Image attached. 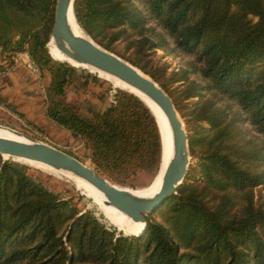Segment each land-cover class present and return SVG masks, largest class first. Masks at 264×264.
Here are the masks:
<instances>
[{
  "label": "trees",
  "instance_id": "1",
  "mask_svg": "<svg viewBox=\"0 0 264 264\" xmlns=\"http://www.w3.org/2000/svg\"><path fill=\"white\" fill-rule=\"evenodd\" d=\"M55 4L0 0V54L12 64L26 52L49 72L46 115L86 141L102 175L157 171L156 123L136 96L120 89L88 117L61 100L77 67L48 53ZM73 13L168 93L196 162L145 230L126 235L0 155V264H264V201L254 193L264 185V0H74ZM157 49L187 57L170 77L182 87L167 86Z\"/></svg>",
  "mask_w": 264,
  "mask_h": 264
},
{
  "label": "water",
  "instance_id": "2",
  "mask_svg": "<svg viewBox=\"0 0 264 264\" xmlns=\"http://www.w3.org/2000/svg\"><path fill=\"white\" fill-rule=\"evenodd\" d=\"M73 1L56 0L54 23L48 43L52 41L62 54L76 64L92 66L120 79L159 107L168 124L170 139L165 123L154 107L136 92L130 89L124 90L143 102L156 123L160 144L158 168L163 169L160 189L153 197L148 199L136 196L126 187L112 182L93 166L81 161L79 158L49 143L33 139L1 124L0 128L8 130L11 136H0V155L3 160L10 158L18 162L22 160L39 162L56 171L66 170L71 172L96 187L106 196L107 204L112 205L134 222L143 223V232L147 224L146 216L156 212L163 202L169 196L175 194L177 187L183 183L191 160L188 146L189 135L172 98L151 76L114 52L105 49L82 30L73 13ZM69 15L73 17L75 23L79 26L82 32L81 35L74 34L69 28ZM50 56L52 57L51 54ZM58 61L64 62L59 59ZM66 63H69V61H66Z\"/></svg>",
  "mask_w": 264,
  "mask_h": 264
},
{
  "label": "rangeland",
  "instance_id": "3",
  "mask_svg": "<svg viewBox=\"0 0 264 264\" xmlns=\"http://www.w3.org/2000/svg\"><path fill=\"white\" fill-rule=\"evenodd\" d=\"M48 51L51 54L49 43ZM54 59L58 60L56 58ZM186 59L187 57H174L173 55H169L167 52H164L161 49L156 50L155 63L160 66L161 73L165 77L168 87L174 89L177 87L180 88L184 85L182 81L171 82L170 77L173 73H178L180 72V69L185 68ZM13 61L14 60H12V62ZM10 65L11 60L7 58V54H0V71H5V69L7 70ZM75 67L77 68L70 76L69 82L65 86V92L61 97V100L69 105H73L83 116L88 117L91 116L93 112L103 111L112 102L116 92L122 88L117 87L113 83L107 81L105 78H102L92 68H85L81 66ZM41 70H44L45 77L49 76V72L46 69L39 68V71ZM39 71L36 73H33L31 71L30 72L39 77ZM41 78H43V74L41 75ZM42 81L43 80H41V82ZM47 87V84L44 85L45 91L42 92V94L45 96V105L48 100ZM182 120L189 135L190 131L186 128V123L183 118ZM0 124L13 128L33 139L41 140L51 145L57 144L63 147L64 150L70 151L71 153L76 155V157H78L81 161L94 167V164L92 163V160L90 158V149L86 144V141L81 137L73 136L72 138L64 136L61 132H56L55 134L49 133V131H47L44 127L37 126L35 123H33V121L29 120L25 116V114L17 111L8 113L7 111H3L1 107ZM59 128L64 129L60 126ZM21 162H24L26 166L28 165L26 170L31 178L42 183L45 187L56 193L59 197L69 199L81 212H84L86 210L91 211L103 223L115 228L117 232L124 233L122 230H119L113 223H111L106 218L107 216H104L105 213L103 212V214L101 212L102 209L100 208V206L94 200L87 197L86 193L82 189H79L77 187L76 182L64 176L63 174H60L59 172L57 173V171L53 169L51 170L44 166H37L36 164H32L31 162L23 160ZM195 162L196 159H193L191 157L189 166ZM159 171V168L157 169V171L155 170L153 172L140 170L134 174H131L123 181H111L118 184L119 186L126 187L128 190L143 189L153 182V180L157 177ZM254 193L255 199L264 201V185L257 186L254 189Z\"/></svg>",
  "mask_w": 264,
  "mask_h": 264
},
{
  "label": "crops",
  "instance_id": "4",
  "mask_svg": "<svg viewBox=\"0 0 264 264\" xmlns=\"http://www.w3.org/2000/svg\"><path fill=\"white\" fill-rule=\"evenodd\" d=\"M12 59L14 61L10 67L0 71V107L3 111L23 113L49 133L61 132L64 136L73 138L68 130L59 128L60 125L45 113V96L42 92L45 91L44 85H48L49 76H46L47 78L44 76V70L39 71V77L30 72L26 63L31 59L26 52L16 53ZM54 145L63 149L57 144Z\"/></svg>",
  "mask_w": 264,
  "mask_h": 264
},
{
  "label": "bare ground",
  "instance_id": "5",
  "mask_svg": "<svg viewBox=\"0 0 264 264\" xmlns=\"http://www.w3.org/2000/svg\"><path fill=\"white\" fill-rule=\"evenodd\" d=\"M68 24H69V28L71 29V31L74 34H76V35L82 34L81 30L79 29V26H77V24L75 23V21L71 15H69V17H68ZM49 44H50V48H51V54L54 58L63 60L64 62L69 61L70 64H73L76 66H81V67H85V68H87V67L92 68L99 76H101L102 78H105L107 81L113 83L115 86L120 87L123 90H129L130 89L131 91H134L137 94L141 95L160 114L161 118L163 119V121L165 123L166 129L168 132V138L170 139L171 135H170L169 127H168V124L165 120V117H164L163 113L161 112V110L159 109V107L153 101H151L149 98H147L146 96H144L143 94L138 92L136 89L127 85L125 82L121 81L120 79H118L114 76H111L110 74H107L106 72L98 70L92 66L76 64L75 62L68 59L64 54H62L55 47V45L52 41H50ZM0 136H11V135L8 132V130L0 128ZM31 163L36 164L37 166H44V167L52 170V168H50L49 166L41 164L39 162H31ZM58 172L60 174H63L64 176L70 178L74 182H76L77 187L79 189H82L86 193L87 197L94 200L100 206V208L105 213V215L110 220V222L113 223L119 230H122L125 234H129V235H139L142 233L143 226H144L143 223L134 222L129 217H127L125 214H123L119 210H117L115 207L107 204L106 203L107 202L106 196H104L92 184H90L89 182L83 180L82 178H80L78 176H75L74 174H72L69 171L64 170V171H57V173ZM162 178H163V169H160L157 177L153 180V182L150 185H148L147 187H145L143 189L129 190V191L132 194L139 196L141 198H146V199L151 198L159 191L161 183H162Z\"/></svg>",
  "mask_w": 264,
  "mask_h": 264
},
{
  "label": "built area",
  "instance_id": "6",
  "mask_svg": "<svg viewBox=\"0 0 264 264\" xmlns=\"http://www.w3.org/2000/svg\"><path fill=\"white\" fill-rule=\"evenodd\" d=\"M26 66L33 73H36L39 71V68L37 67V65L32 60H30L28 63H26Z\"/></svg>",
  "mask_w": 264,
  "mask_h": 264
}]
</instances>
